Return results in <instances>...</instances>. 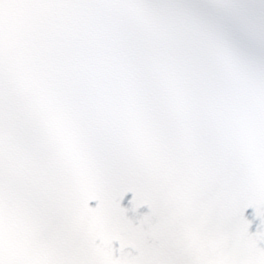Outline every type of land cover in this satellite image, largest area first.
<instances>
[{"label":"snow or ice","instance_id":"obj_1","mask_svg":"<svg viewBox=\"0 0 264 264\" xmlns=\"http://www.w3.org/2000/svg\"><path fill=\"white\" fill-rule=\"evenodd\" d=\"M0 264H264V0H0Z\"/></svg>","mask_w":264,"mask_h":264}]
</instances>
